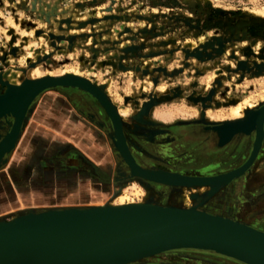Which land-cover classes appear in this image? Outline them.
I'll return each instance as SVG.
<instances>
[{
	"label": "rangeland",
	"instance_id": "obj_1",
	"mask_svg": "<svg viewBox=\"0 0 264 264\" xmlns=\"http://www.w3.org/2000/svg\"><path fill=\"white\" fill-rule=\"evenodd\" d=\"M67 75L106 94L140 167L176 174L216 172L248 155L252 132L234 136L238 144L233 138L218 146L215 128L264 103V0H0V95L6 85ZM41 102L54 110L48 112L52 128L46 129L52 143L38 147L47 151L54 145L56 154L44 161L41 150L34 154L38 158L26 160L31 166L16 168L17 159L9 155L25 125L33 136L40 133L39 122L29 114ZM5 119H0V141L10 130L11 117ZM23 128L0 162V222L46 210L114 206L120 198L122 204L148 200L189 209L197 196L204 211L221 204L215 200L230 183L228 197L236 198L234 182L206 196L197 187L177 188L130 174L100 104L75 87L39 94ZM57 139L72 143L62 148ZM203 141L210 146L199 153ZM70 153L69 159L58 158ZM34 163L45 168L34 169ZM251 178L248 170L240 181L243 189L250 191ZM234 204L222 207L232 214ZM224 257L173 249L127 264H239Z\"/></svg>",
	"mask_w": 264,
	"mask_h": 264
},
{
	"label": "water",
	"instance_id": "obj_2",
	"mask_svg": "<svg viewBox=\"0 0 264 264\" xmlns=\"http://www.w3.org/2000/svg\"><path fill=\"white\" fill-rule=\"evenodd\" d=\"M57 86L75 87L95 97L112 125L113 144L122 162L130 174L150 181L166 185L206 183L213 184L216 190L217 187L240 177L252 164L261 146L264 103L246 111L244 118L226 121L215 128L218 146L227 143L234 136H248L253 133L250 151L240 166L206 177L143 169L132 159L118 116L106 97L85 79L64 76L25 80L18 86L6 85V92L0 96V119L6 121V117H11V122L8 127L10 132L0 145V156L10 150L24 114L29 112V106L36 96L45 89ZM24 89L26 91L22 93ZM30 214L27 217L25 214L10 221H2L4 226L0 227V248L19 254L23 264H123L125 262L122 261L130 258L173 249L207 250L243 264H264V231L213 214L189 221H182L179 215L164 213L161 208L146 207L138 210L110 209L93 212L90 208H63ZM166 217L178 222L59 261L46 262L34 253L29 263V254L43 243L77 237L120 220Z\"/></svg>",
	"mask_w": 264,
	"mask_h": 264
},
{
	"label": "bare ground",
	"instance_id": "obj_3",
	"mask_svg": "<svg viewBox=\"0 0 264 264\" xmlns=\"http://www.w3.org/2000/svg\"><path fill=\"white\" fill-rule=\"evenodd\" d=\"M67 76H71V75H67ZM71 77H75V76H71ZM76 78H78V77H76ZM46 90H48V89H45L42 92H44ZM25 91H26V89H24L22 91V93H24ZM5 92H6V90H5ZM42 92H40L39 94H41ZM101 93L103 94V92H101ZM3 94H1V95H3ZM93 98L95 99V97H93ZM0 110H2V109H0ZM27 113H28V111L25 112V114H24V118L22 119L18 133L16 134V137L14 138L12 146L9 148L10 149L9 152L14 148V146L17 142L20 131L23 128L24 120L26 118ZM121 113H123V112H121ZM241 114H242L241 109L237 108L234 115L236 117H239ZM9 132H10V130H9ZM8 134H7V136H8ZM7 136L0 141V145L4 142V140L7 138ZM9 152H7L6 154H4V152H3V154L0 156V162L3 159H4L3 162L6 161L5 156ZM170 186L177 187V188L178 187H197V188H199V190H201L202 194H207V195L212 194L215 191V189L213 188L214 187L213 184H206V183L192 184V185H170ZM192 198L194 200V203H193L192 207L189 209H180V208H176V207H173L170 205L159 206V205L151 203L148 200L146 202L143 201L141 203L122 204L123 200H122V198H120L119 199L120 203L119 204L117 203L118 205H114V206H112V205H100L99 207H91L90 210L93 212V211H104V210H110V209L138 210V208L140 209V208H145V207L150 208V209L161 208L164 213L181 216L182 221L194 220V219H197L201 216L203 217V216L208 215L207 213H205L203 210L200 209L201 208V203H200L201 201H200L199 197L195 196ZM22 215H25V214H22ZM30 215H32V213ZM25 217H27V214ZM177 222L178 221L176 219H172L169 217L162 218V219H160V218L138 219L135 221L134 220H120L117 223H112L110 225H105L103 227H99L96 230H93V231L88 232V233H84V234L77 236V237L59 239V240H55L52 242L43 243L42 245L37 246L29 254V258H28L29 263H31L30 258H32L31 256H33L34 253H36L41 259H43L46 262L59 261V260H63L65 258L74 256V255H78L81 253H85L88 251L95 250V249L100 248V247L105 246V245H109V244H112V243H115L118 241L128 239V238L136 236V235H140L142 233H146L148 231H152L154 229H158L160 227L172 225V224H175ZM9 224H11V223H9ZM9 224H5V225H9ZM1 226H4V225L0 222V227ZM166 251H169V250H166ZM166 251H156V252L148 253L146 255L130 258V259L124 260L122 262H125L123 264H127L130 262L149 258V257L155 256L156 254L166 252ZM0 264H23V259L17 253H11L5 249L0 248Z\"/></svg>",
	"mask_w": 264,
	"mask_h": 264
},
{
	"label": "crops",
	"instance_id": "obj_4",
	"mask_svg": "<svg viewBox=\"0 0 264 264\" xmlns=\"http://www.w3.org/2000/svg\"><path fill=\"white\" fill-rule=\"evenodd\" d=\"M45 95L46 94H44V96ZM48 112L53 113L54 110L52 109L48 110L47 106L42 102L36 103L35 105H33L31 109V113L29 114L30 118L29 117L28 118L39 122L38 124H39V128L41 129V131L37 136H33V134L30 132L29 126L25 125V127L23 128L21 132V136L18 140V143L16 144L12 153L9 155V159L11 155L14 156L13 160L17 159V161L15 162L16 168L23 169L26 166L28 167L31 166L29 165V163H26V160L35 159L37 156L34 154H36L37 152H41V150L43 152L42 160L44 161L47 160L45 159V157L49 156L51 158L52 153H55L57 148L52 147L54 145L49 146V149L47 151L38 147V145H41L45 142L46 143L48 142L50 144L52 143V141L48 139L49 138L47 137L48 133L46 132L47 128H52L50 124L52 115L48 114ZM72 116L69 118L71 121L74 120L73 119L74 116L73 117ZM69 119H66V120H69ZM62 124H63L62 122H59L57 125L60 128ZM65 124L67 125V123ZM262 131H263V137H262L261 146L256 155L257 158L255 157L254 161L250 165V168L248 169L252 171V178H251L250 184H248L249 186L251 185L249 187L250 191H248L247 188L243 189V187H241L240 191L236 192L240 197H242L241 198L242 203L240 204L241 215L236 218V221H238L239 223L246 224L259 231H264V179L260 178L264 175V163L262 165V162H264L263 161L264 160V121L262 125ZM55 141L57 142L56 145H62V148L63 146L65 147L66 144L72 143L71 141H68V140L60 141V139H57ZM81 148L85 149L84 146H81ZM80 153L84 156L86 155L87 157L92 158L87 153L84 154L81 150H80ZM70 155L73 156V154L70 153L69 157L66 156L65 158H63L61 156H58V158H61L62 160H66L67 158L68 159L71 158ZM91 156L93 155L91 154ZM51 159H54V158H51ZM38 168L39 169L45 168V163L44 164L34 163V169H38ZM244 175L245 173H243L240 177L232 179L230 182H233V180H235L234 183H236L238 182V179L243 178Z\"/></svg>",
	"mask_w": 264,
	"mask_h": 264
},
{
	"label": "flooded vegetation",
	"instance_id": "obj_5",
	"mask_svg": "<svg viewBox=\"0 0 264 264\" xmlns=\"http://www.w3.org/2000/svg\"><path fill=\"white\" fill-rule=\"evenodd\" d=\"M248 29H250V28H248ZM252 36H255V37H258L259 36V34H257L256 33V35H252ZM1 132V131H0ZM253 134V133H252ZM234 138V139H233ZM232 139L235 141V142H237L236 144H238V141H239V139L240 138H236V137H233ZM231 139V140H232ZM242 140V139H241ZM201 144V145H200ZM210 146V144H208V143H205V141H203V142H201V143H199V153H206L205 152V150L208 148ZM203 150V151H202ZM241 157L242 156H240L239 158H237V159H235V160H233V161H231V163H234L233 165H230L231 163H229L228 165L227 164H224L225 166H222V167H220V168H218V170H216V172H212V173H206V174H204V173H199V174H195V173H184V172H180V174L181 175H187V176H201V175H206V176H208V175H210V174H214V173H218V172H227V171H230V170H232V169H234V168H236V167H238V166H240L243 162H244V160L246 159V157H247V155L245 156V158H243L241 161H239L240 159H241ZM139 166V165H138ZM140 167V166H139ZM87 168V170L86 171H91V172H94V170H92V169H90V168H88V167H86ZM142 168V167H141ZM249 168H250V166H249ZM248 168V169H249ZM144 169V168H143ZM247 169V170H248ZM247 170L244 172V173H246L247 172ZM235 180H233V182H234ZM240 181H241V179H238V182H236L234 185H233V190H235V192H238V191H240V189H241V187H242V185L240 184ZM231 186V184L230 185H228L227 186V189L225 188L224 190H222V192H220L221 194H219V196L216 198V200H215V202L217 203V202H220L219 204L220 205H218V206H211L210 208L211 209H209V208H205L204 209V211L207 213V214H214V215H223V216H225V217H229V218H232L233 220H235L236 221V218L237 217H239L240 215H241V212H240V204L242 203V199L240 200V199H238V198H240L239 197V195L236 193V198L233 200V198H232V196L230 195V197H228V191H230L229 190V187ZM227 193V194H226ZM238 195V196H237ZM238 197V198H237ZM235 202V204H234V210H233V213L231 214H229V208H227L226 207V210H224V207H222V205H224V204H226V203H228L229 204V202ZM223 208V209H222ZM232 217H231V216ZM241 221V220H240ZM243 222V221H242ZM222 257V256H221ZM224 258H226V259H229V260H232V261H234V262H236V263H239V264H243V263H241V262H239V261H237V260H234V259H232V258H227V257H224Z\"/></svg>",
	"mask_w": 264,
	"mask_h": 264
},
{
	"label": "trees",
	"instance_id": "obj_6",
	"mask_svg": "<svg viewBox=\"0 0 264 264\" xmlns=\"http://www.w3.org/2000/svg\"><path fill=\"white\" fill-rule=\"evenodd\" d=\"M248 32H249L251 35H256V33L251 32L250 29H248Z\"/></svg>",
	"mask_w": 264,
	"mask_h": 264
}]
</instances>
